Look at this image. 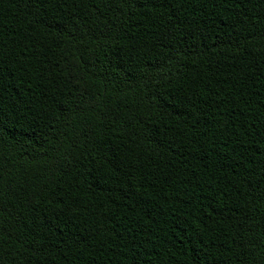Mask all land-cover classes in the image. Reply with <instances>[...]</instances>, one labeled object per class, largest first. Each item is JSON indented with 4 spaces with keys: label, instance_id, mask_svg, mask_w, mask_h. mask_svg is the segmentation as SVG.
I'll list each match as a JSON object with an SVG mask.
<instances>
[{
    "label": "trees",
    "instance_id": "16d2710c",
    "mask_svg": "<svg viewBox=\"0 0 264 264\" xmlns=\"http://www.w3.org/2000/svg\"><path fill=\"white\" fill-rule=\"evenodd\" d=\"M0 264H264V0H0Z\"/></svg>",
    "mask_w": 264,
    "mask_h": 264
}]
</instances>
